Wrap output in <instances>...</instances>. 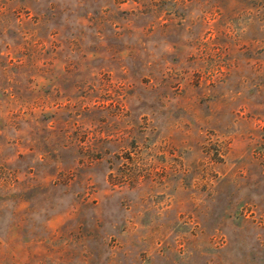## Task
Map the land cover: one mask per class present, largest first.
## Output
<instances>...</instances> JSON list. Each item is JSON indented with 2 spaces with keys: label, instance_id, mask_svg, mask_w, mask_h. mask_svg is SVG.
<instances>
[{
  "label": "rangeland",
  "instance_id": "1",
  "mask_svg": "<svg viewBox=\"0 0 264 264\" xmlns=\"http://www.w3.org/2000/svg\"><path fill=\"white\" fill-rule=\"evenodd\" d=\"M0 264H264V0H0Z\"/></svg>",
  "mask_w": 264,
  "mask_h": 264
}]
</instances>
